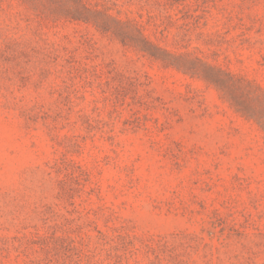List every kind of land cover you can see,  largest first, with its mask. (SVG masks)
I'll list each match as a JSON object with an SVG mask.
<instances>
[{"label": "rangeland", "instance_id": "1", "mask_svg": "<svg viewBox=\"0 0 264 264\" xmlns=\"http://www.w3.org/2000/svg\"><path fill=\"white\" fill-rule=\"evenodd\" d=\"M0 264H264V0H0Z\"/></svg>", "mask_w": 264, "mask_h": 264}]
</instances>
